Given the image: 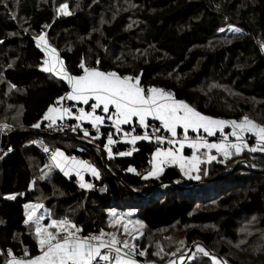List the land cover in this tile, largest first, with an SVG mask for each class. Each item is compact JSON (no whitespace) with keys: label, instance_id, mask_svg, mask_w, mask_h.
I'll list each match as a JSON object with an SVG mask.
<instances>
[{"label":"trees","instance_id":"16d2710c","mask_svg":"<svg viewBox=\"0 0 264 264\" xmlns=\"http://www.w3.org/2000/svg\"><path fill=\"white\" fill-rule=\"evenodd\" d=\"M60 4H67L71 15L58 14ZM105 10L108 15L103 17ZM101 18L104 23L95 28ZM228 25L241 32L226 36L218 31ZM41 32L72 75L81 73V60L101 71L139 75L142 87L170 91L175 98L217 119L237 120L243 109L249 108L228 99L226 90L264 106V0H0V125L10 126L1 131L0 140V264L9 258V251L14 257L23 256L25 249L27 257L38 255L32 226L24 223V205L40 201L55 218L74 220L83 236L105 228L108 209L135 210V217L150 233L176 223L192 224L196 229L186 234L187 242L196 235L205 245L215 234L203 232L201 226L212 225L236 239L239 217L256 213L261 219L259 227L264 228L262 169L254 170L255 176L246 180L248 186L241 191L235 192L237 187L229 191L218 188L220 183L242 180L237 167L195 192L177 191L176 186L140 197L134 192L146 193L159 181L175 182L180 177L175 167H165L157 179L142 178L151 170L149 161L157 141H137L131 155L109 158L102 149L105 138L84 140L78 135L48 133L54 124L49 126L51 122L41 118L69 87L66 81L42 70L45 55L34 40ZM228 106L235 112L232 117L227 116ZM37 121L40 127H32ZM61 122L57 118L55 124ZM148 123L149 127L152 123L159 127V121ZM80 124L92 128L87 121ZM135 125L134 119L132 124L121 126L119 136L127 141L130 137L126 138L125 132L143 135L145 132L140 133ZM101 126L103 133L112 128L107 119ZM164 134L170 136L163 129L158 133ZM33 142H42L49 154H43ZM186 146L183 153L190 152ZM76 147L85 151L80 159L102 169L99 180H90V191L80 189L74 177L66 178L56 169L40 179L52 151L58 148L77 157ZM111 147L114 153L130 149L127 142ZM162 147L170 146L165 141ZM99 149L105 156L106 170ZM130 166L136 171L128 172ZM225 172L216 166L211 175L215 178ZM232 173L235 176L227 178ZM201 179L193 182L199 184ZM97 186L106 188L104 197L95 193ZM10 194L16 198L8 199ZM120 202H130L129 207H121ZM144 239L137 252L145 247ZM157 240H163L160 234ZM153 253L146 252V257Z\"/></svg>","mask_w":264,"mask_h":264},{"label":"snow or ice","instance_id":"6c2138e0","mask_svg":"<svg viewBox=\"0 0 264 264\" xmlns=\"http://www.w3.org/2000/svg\"><path fill=\"white\" fill-rule=\"evenodd\" d=\"M57 12L65 16L71 15L67 4H60ZM228 30L234 33L241 32L240 28L232 25H228ZM218 31L223 32L225 29L220 28ZM34 40L36 47L46 57L42 64V70L66 81L70 89L63 96L57 98L56 104L68 100L88 105L92 101L91 111H85L81 107L77 109L78 114L73 113L69 107L49 105L41 118L50 121L49 126L55 124L57 118L63 120L65 117H74L77 124L73 126V131L80 128L85 137L89 136L88 130L80 125L81 121H87L96 130V136L93 139H97L100 135L99 126L106 119L111 121V126L115 128L116 132L121 131V125L132 124L134 119L142 129L149 127L148 118L159 121V127L153 128L151 134L148 132L143 135L124 133L126 138L130 137L127 142L132 145L140 140L151 141L154 139L161 145L167 141L170 146L167 148L157 147L151 153L152 159L149 161L151 170L143 175L144 179L158 178L163 173L165 165L176 164L179 165L183 174L198 180L200 176L191 175V173L200 171L198 165L201 163V157L197 155L199 149H215L216 153L223 155L225 159L230 158L233 153L239 155L244 149L249 152H264V125L255 122L247 115H244L239 121L217 119L204 115L186 101L175 98L170 91L157 87H142L139 75H120L115 71H101L98 68L86 66L83 60L79 64L82 74L72 75L66 69L64 61L59 59L56 49L49 44L45 33H39L34 37ZM261 48L264 49V44L261 45ZM97 109H102V112L107 115L96 114ZM225 126L231 127L230 135L235 137V142L229 141L228 135L224 132ZM9 127L7 124L0 125V131ZM32 127H40V121H37ZM178 128L183 129L182 138H179ZM161 129L170 136L157 135ZM189 130L193 133L202 130L209 137L219 132L222 139L219 142L210 143L201 136L191 138ZM134 131L135 129H133ZM245 133H250L255 137V145L250 146L245 141ZM116 143L117 141L110 133L103 145L109 158L114 155L129 156L132 151H135L133 148L131 151L114 153L111 146ZM185 145L192 149L191 156L186 157L182 154ZM44 151L48 152L49 149L45 147ZM204 155L207 157L205 162L217 159L215 155L208 153H204ZM45 168L59 169L65 176H68L70 172H75L79 179V187L82 189L93 187L91 183L84 182L83 171H90L91 175L97 179L100 175L99 171L88 162L77 160L75 157L69 158L58 148L52 151L50 163L46 164ZM127 171L135 172L136 170L130 166ZM204 174H207V170H204ZM46 175L47 173H45ZM43 178L44 176L41 177V179ZM29 187L31 188L32 185L30 184ZM7 198L15 199L16 195L10 194ZM24 208L26 210L24 223L34 225L40 254L27 259H17L9 251L8 256L11 259L7 260L6 264H138L135 256L145 255V251L137 252V245L130 242L142 235L137 228L130 226L140 225L143 227V225L140 221L123 219L115 209L109 212L112 218L110 226L121 229L125 235L124 240L118 238V232H105L103 229L98 234L90 233L88 236H83L81 235L82 228L67 217L56 219L48 214L47 223H41L45 220V215L38 214V210L44 208V205L40 203L25 204ZM180 243L183 244V241ZM196 253L210 258L211 264H227V261L219 260L199 244L196 245ZM158 254L154 253V255ZM25 256H28L27 249H25ZM180 259L183 260L184 257L181 256ZM189 259H193V257H189ZM169 264H173V261H169Z\"/></svg>","mask_w":264,"mask_h":264},{"label":"rangeland","instance_id":"374dc122","mask_svg":"<svg viewBox=\"0 0 264 264\" xmlns=\"http://www.w3.org/2000/svg\"><path fill=\"white\" fill-rule=\"evenodd\" d=\"M104 13H102L103 17H105L106 15H108V13L105 11H103ZM104 23V19L101 18L98 23L96 24L95 28L102 25ZM225 29V31L220 32L223 35H233V34H238V33H234L228 30V26L222 27ZM46 57H44L45 59ZM44 61V60H43ZM50 74V73H49ZM82 74V71L81 73ZM70 90V89H69ZM228 95V99H232L234 102H236V104L243 106H249L248 109L244 110L242 112V117L244 115H247L250 119L254 120L255 122L264 125V106L260 103V102H252V101H247L245 99H243L242 97L239 96H235L234 94H232L230 91L226 90ZM60 102L59 104H56V106H61ZM73 105H75L73 107ZM67 107H69L73 113H77V109L80 108V104L78 105V103H70ZM114 111V110H113ZM101 112V113H100ZM227 116H234L233 114H235L234 111L231 110V108L228 106L227 108ZM102 109H97V113L98 115H102ZM104 114V113H103ZM241 117V118H242ZM70 119H74V117H68ZM241 118L237 119V121H239ZM148 120H152L149 119ZM226 120H232V119H226ZM101 126V125H100ZM99 126V127H100ZM124 126V125H121ZM114 128V127H113ZM123 128V127H122ZM135 128L140 130V133L143 132H147V129H142L140 127V125L138 124V122H136ZM114 131L116 132L115 128ZM232 129L230 126H225L224 128V132L226 135H228V139L230 142H235V137L231 136ZM203 132V131H202ZM206 137H204L205 139H208L209 136H207V134L205 133ZM220 135V133L218 134ZM245 141L250 145H255L256 140L255 137L250 134V133H245ZM166 136V135H165ZM221 136V135H220ZM211 140L210 141H215L218 142L220 139H222V137L220 138H215V136H211ZM121 140L127 142L125 139ZM214 142V143H215ZM128 143V142H127ZM130 148L133 147L132 144H130ZM209 155H215L217 157L216 160L211 161V162H205L207 157L204 155L203 151H202V156H204V168L201 169L202 172H200L199 176L202 178L201 183L199 184H195L193 181L189 182V180L187 181H183V184H186L189 187L195 188H203V186H205L207 184V182H209L210 180H213V176L209 175L208 171L211 173L212 167L214 166H222L224 168V170H226V174H224V176H227L231 169L234 168V166L236 164H240L238 166L237 169H240L241 173L239 174L242 177V180L235 182L232 179V183L231 184H226V183H221V189L226 188L227 191L231 190L232 187H237L234 191H241L243 189L247 188V183L246 180L247 179H251L253 178V176H255V171L254 170H261V175L264 174V163H259L257 164V162H260L261 160H264V152H249L247 149H244L239 155H236L235 153H233V155L228 158L225 159L223 157V155L216 153L215 149L212 150H207V152ZM192 152L188 155L191 156ZM247 155V156H246ZM242 156V158H241ZM245 159H249V160H245ZM223 161V162H221ZM50 163V159L47 160L46 164ZM251 163V167H244V165L248 166V164ZM42 167H40L39 169H41ZM45 168V166H44ZM43 168V169H44ZM257 168V169H256ZM53 168L49 169L46 168L45 172H43L42 174H40V179L42 176H44V178L47 176H45V173H49L50 171H52ZM204 170H207V174H204ZM234 170V169H233ZM38 171V169H37ZM37 173V172H35ZM235 176L234 173L230 174V177L227 178H231L232 176ZM212 177V178H211ZM43 178V179H44ZM216 178V177H215ZM42 180V179H41ZM203 181H205L203 183ZM228 182V181H227ZM202 184V185H201ZM201 185V186H200ZM224 190V191H226ZM196 190L194 189V192ZM142 194H145L142 193ZM194 199V198H193ZM40 204H44L43 201L38 202ZM121 207H129L130 202H120L119 203ZM45 210V207L43 208ZM111 209H108L107 213H108V217L106 219L105 222V228L103 229L105 232H118V238L120 240H124L125 239V235L123 234L122 230L119 229L118 227H113L110 226V221H111V216L109 215ZM119 212L117 213L118 215H120L123 219H128V220H132V221H138L135 213V210L131 209H127V210H118ZM129 213H131V215H128ZM48 214H51L53 218H55V215L53 216L52 212L50 210L47 211V214L45 216V220L41 221V223H46L47 222V216ZM56 219H58L56 217ZM260 218L257 217V214L254 213L252 215L249 216H243L242 219H240L237 221L238 225V229H237V237L236 239H231L229 237H226L225 234L220 231L217 228H214V226L212 225H206V226H201V230L203 232H213L215 234V236L213 237L211 243L205 245V243L199 239L196 235L192 236L190 238V242H187L186 240V234L188 232H191L193 229H196L195 226H193L192 224H174L173 226H170L169 228H165L163 231L160 232H155V233H150L148 231H146L144 229V227H140V225H132L130 227H135L138 229V231L140 233H142V235H139L138 238L135 241H130L132 243H135L137 245V247L140 246L141 244V240L143 238V244L144 246H150V249L152 250H156L158 252L161 251L162 249V254L163 255H154V253L152 254L151 257H147V263L148 264H169V261H176V258L173 257V254L175 253V250H177L178 255H176V257L180 258L181 256L184 257L183 260H178L179 264H211V260L208 257H204L202 254H197L196 253V245L199 244L202 247H204L211 255L216 256L219 260L221 261H227V264H264V228H260ZM74 223V220H71ZM29 228L34 227V225H27ZM34 229V228H33ZM160 234L161 237L163 238V240H161V244H159L158 246H156L157 243V235ZM33 237L34 240L36 241V237H35V231H33ZM183 241V244H181L180 242ZM169 249H174L173 252H171L170 254H168ZM157 253V252H155ZM23 257H25V253L23 255ZM189 257H193V259H189ZM146 261V258L143 260ZM145 263V264H147Z\"/></svg>","mask_w":264,"mask_h":264},{"label":"crops","instance_id":"0c3cea01","mask_svg":"<svg viewBox=\"0 0 264 264\" xmlns=\"http://www.w3.org/2000/svg\"><path fill=\"white\" fill-rule=\"evenodd\" d=\"M70 91V90H69ZM60 102H62L61 103V106H58V107H67L70 103H72V102H74V101H68V100H64V101H60ZM74 103H78V105L80 104V106H82V108L83 107H85V109H86V111H91V103H92V101H90V103L88 104V105H84V104H81V103H79V102H74ZM88 106V107H87ZM57 107V106H56ZM87 107V108H86ZM149 119H151V118H149ZM44 121H47V120H44ZM200 132L202 131V130H199ZM177 132L179 133V138H182L183 137V129H181V128H178L177 129ZM189 133H191V130H189ZM210 143H214V142H210ZM104 148V147H103ZM186 149H189L190 150V152L189 153H183V150H182V154L184 155V156H186V157H188V155L192 152V154H193V151H192V149H190V148H188L187 146H186ZM202 151H203V153H206L207 152V149H199V151H198V153H197V155H199L200 157H201V163L198 165V167H199V169H200V171L199 172H193V173H191V175H200L199 173L200 172H202L201 171V169H203L204 168V164H203V162H204V156H202ZM65 154V156H67V157H69V158H72L73 157V155H70V154H66V153H64ZM72 154V153H71ZM77 159V158H76ZM77 160H81V161H84V160H82V159H77ZM86 161V160H85ZM86 162H88V161H86ZM102 162V161H101ZM89 163V162H88ZM103 163V162H102ZM89 164H91L92 166H94L98 171H99V174H100V172L102 173V169H100V166H97V165H95V164H93V163H89ZM165 167H175L177 170H178V172L180 173V177H179V179L177 180V181H168V182H173L174 184H175V187L176 186H178V189H176L174 186H171V185H164V187L163 186H161V187H156L157 189H166L167 187H170V188H174V189H176L177 191H184L183 190V188H188L189 186H187L186 184H183V181L185 182V181H187V180H189V182H191V181H193V180H197V179H191L190 178V176H187V175H185V174H183L181 171H180V168H179V165H176V164H168V165H165L164 166V169H165ZM216 166H214V167H212V170L211 171H213L214 170V168H215ZM102 168H104L105 169V166L104 165H102ZM56 168H53L52 169V171H50L49 173H47V175L49 174H51L52 172H53V170H55ZM45 170H46V168H44V169H42V172H41V174L43 173V172H45ZM56 170H58L61 174H63L59 169H56ZM106 170V169H105ZM130 173H133V172H130ZM208 173H209V175H211V173L208 171ZM162 174V173H161ZM160 174V175H161ZM224 174H226V172L224 173ZM224 174L223 175H221V176H224ZM64 175V174H63ZM82 175H83V179H84V182H86V183H91L90 182V180H99L100 179V177H101V174L99 175V178L97 179L96 177H94V176H92L91 175V173H90V171H83L82 172ZM65 176V175H64ZM221 176H219V177H216V178H213V180L215 181V182H218V181H220L221 179H222V177ZM66 178H70V177H74L75 178V180L76 181H78V183H79V179H78V177L76 176V174H75V172H70V174L68 175V176H65ZM89 178V179H88ZM212 178V177H211ZM144 179V178H143ZM153 179H157V178H153ZM145 180V179H144ZM201 181H202V179H201ZM205 181H203V183H204ZM158 183H160V181L158 182ZM157 183V184H158ZM201 183V182H200ZM225 183V182H224ZM156 184V185H157ZM156 185H154V186H156ZM202 185V184H201ZM200 185V186H201ZM154 186H152L151 188H153ZM196 187H199V186H196ZM195 187V188H196ZM80 188V187H79ZM151 188L150 189H148V191L145 193V194H140V193H136V192H134L136 195H138V196H140V197H148L149 195H151V194H156V192L154 191V192H152V193H150V194H148V192L151 190ZM218 188H221V183L218 185ZM80 189H82V188H80ZM84 191H86V192H88V191H90V189H83ZM211 191L212 190H209L208 192H206V194H210L211 193ZM44 207H45V210H49L45 205H44ZM43 208H41V209H39L38 210V214H42V215H45L46 216V214H47V211H45ZM25 208H24V217H25V219H26V216H25ZM118 213V212H117ZM141 222V221H140ZM47 223V222H46ZM178 224H180V223H178ZM26 225V224H25ZM34 228V227H33ZM33 228H31V231H32V233H33V231H34V229ZM165 229V228H164ZM164 229H162V230H160V231H163ZM159 231V232H160ZM82 235V234H81ZM89 235V234H88ZM88 235H86V236H88ZM159 244H161L160 242H158V243H156V246H158ZM39 249V248H38ZM141 250H143V251H145V255L144 256H140V257H136L135 256V259L137 260V262H138V264H145V263H147V260H148V258L146 257V252H148V251H151L152 249H150V246H145L144 248H141L140 249V251ZM174 251V249H169V251H168V254H170L171 252H173ZM152 252H157V253H159V255H163L162 254V252L160 251V252H158V251H154V250H152ZM40 254V252L38 253V255ZM176 255H178V252H177V250H175V253L173 254V257L174 258H176V261H173V264H179V262H178V260H180V258H178V257H176ZM17 259H27V258H29V257H27V256H25V257H23V256H20V257H16ZM146 258V261H143L144 259ZM9 259H11V257H9L7 260H9ZM6 260V261H7ZM6 261H5V263L4 264H6ZM148 264V263H147Z\"/></svg>","mask_w":264,"mask_h":264},{"label":"built area","instance_id":"2783aa9c","mask_svg":"<svg viewBox=\"0 0 264 264\" xmlns=\"http://www.w3.org/2000/svg\"><path fill=\"white\" fill-rule=\"evenodd\" d=\"M74 125H76V124L74 123V121L72 119H70L68 117H65L62 120L61 123L54 124L51 128H49L48 129V133L62 135V136H66V135H78V136L82 137V139H84V140L93 139V137L96 136V130L93 129V128H91V127H85L84 124H80V125H81L82 128H85V129L88 130L89 136L85 137L84 134H83V131H81L80 128H77L76 131H73L72 128H73ZM153 128H156L155 123H152L151 124V126L148 128L147 132L149 134H151ZM110 133L112 134L113 139L117 141V143L124 142L123 140H121V137L119 136V134L121 133V131L120 132H115L113 127L112 128L105 129V133H103L102 132V126H100V135H99V137L97 139L105 138L104 139V142L106 143L107 136ZM157 135H158V133H157ZM165 135L166 134H164V136ZM2 137H3V134L0 131V140L2 139ZM32 144H33V146L35 148H37L38 150H40L43 154H45V155L49 154V151L48 152H45L44 151V148L46 146L42 142H33ZM94 146H96V145H94ZM162 146L163 145H161L158 142H156L154 144V149H156L157 147H162ZM0 148H1V144H0ZM75 153L77 154V158L80 159L81 158V155H83L85 153V151H84L83 147H76L75 148ZM75 184L79 185L78 181L75 180ZM101 189H104V190L102 191ZM95 193L99 197H104L106 195V188L105 187H99V186H97L95 188Z\"/></svg>","mask_w":264,"mask_h":264},{"label":"clouds","instance_id":"9594fccd","mask_svg":"<svg viewBox=\"0 0 264 264\" xmlns=\"http://www.w3.org/2000/svg\"><path fill=\"white\" fill-rule=\"evenodd\" d=\"M82 106H80V108H81ZM88 107V106H87ZM86 107V108H87ZM84 109H85V107H83ZM85 111H86V109H85ZM219 134V132H217V133H215L214 134V136H215V138L217 139V138H220L221 136L220 135H218ZM189 136L191 137V138H195L196 136H201V137H206V135H205V133L204 132H200V131H198V132H195V133H193V132H191V133H189ZM212 138L211 137H208V142H215V141H210ZM221 140V139H220ZM219 140V141H220ZM218 141V142H219ZM125 142V141H124ZM105 143V142H104ZM92 147L93 148H97V145L96 146H94L93 144H92ZM102 149L104 150V148H103V145H102ZM102 149H99V154H100V151L103 153V151H102ZM132 149L130 148V149H128V151H131ZM74 151H75V149H74ZM107 153V152H106ZM104 155V154H103ZM75 158H77V157H75ZM100 158H101V154H100ZM77 159H79V158H77ZM104 159H105V156H104ZM240 165V164H239ZM243 166L244 167H251V163L248 165V166H246V165H244L243 164ZM233 169H231L229 172H227V173H230L231 171H232ZM221 177H223V176H221ZM212 181H214V180H212ZM157 189V188H156ZM192 189H196V188H192V187H188V188H185V189H183L184 191H187V190H192ZM155 191V190H154ZM153 191V192H154Z\"/></svg>","mask_w":264,"mask_h":264},{"label":"water","instance_id":"95a60500","mask_svg":"<svg viewBox=\"0 0 264 264\" xmlns=\"http://www.w3.org/2000/svg\"><path fill=\"white\" fill-rule=\"evenodd\" d=\"M100 154H101V160L103 162L102 164L104 165V162H105L104 155H103V153L101 151H100ZM238 166H239V164H236L233 169H236ZM164 185H171V186L175 187V184L173 182H160L156 186L151 188V190L148 192V194L152 193L156 189V187H161V186H164ZM183 189H185V188H183Z\"/></svg>","mask_w":264,"mask_h":264}]
</instances>
